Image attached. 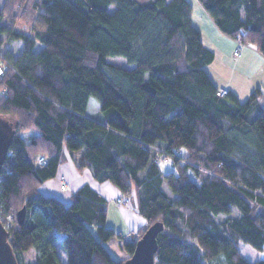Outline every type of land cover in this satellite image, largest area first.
<instances>
[{
  "label": "trees",
  "instance_id": "1",
  "mask_svg": "<svg viewBox=\"0 0 264 264\" xmlns=\"http://www.w3.org/2000/svg\"><path fill=\"white\" fill-rule=\"evenodd\" d=\"M198 1L221 32L264 55V0ZM193 9L190 0H4L0 48L22 41L16 53L0 50V115L16 129L0 174V218L18 261L33 247L32 264H122L161 222L155 264H264L240 250L241 241L264 250V92L244 101L219 94L205 68L216 55ZM115 55L133 67L109 62ZM150 145L171 153L170 170ZM64 146L80 152L79 170L135 193L148 226L127 232L135 236L121 245L128 257L104 244L125 234L106 226V199L90 185L70 204L41 192Z\"/></svg>",
  "mask_w": 264,
  "mask_h": 264
},
{
  "label": "rangeland",
  "instance_id": "2",
  "mask_svg": "<svg viewBox=\"0 0 264 264\" xmlns=\"http://www.w3.org/2000/svg\"><path fill=\"white\" fill-rule=\"evenodd\" d=\"M138 1L151 2L153 0ZM3 2L4 0H0V7L2 6ZM195 3L198 5L197 2ZM204 26L206 28V32L210 33L211 36H213L214 38V41L209 40L207 35L203 34L204 43L209 48H211L216 55L214 61L205 67L207 72L210 74L213 80L215 79L214 81L216 83L220 82L225 78L229 79L231 76H233L234 84L241 91L242 89H244L243 85L246 82V70H250L251 68L250 67L245 69L241 66V64L245 62L244 58L248 59V56L245 57V53H243L244 57H241L239 59L234 58L232 56V53L234 55L233 50H235V48L231 46L230 38L228 36H223V34H221L219 31L214 32V28L208 23H204ZM24 30L28 32L29 28L25 27ZM246 44L249 45L248 43ZM21 47L22 41L16 40L11 44L3 45L0 50L2 51V53H7L9 52V50H12L14 53H16L21 49ZM236 47L238 48L239 44ZM245 49L246 47L243 48L244 51ZM107 59L109 62H113L124 67H133V64L130 63L125 56H108ZM237 62H239V67L236 69L235 72H233L232 66H234V64L236 65ZM254 111L255 108H252V117L255 116ZM9 119L11 120L12 118ZM37 134V130H32L29 132H23L21 135L25 139V141H29L32 136ZM78 156L79 151H70L64 146L62 149L61 162L57 174L45 180L40 185V190L46 195L61 198L66 204H70L72 200L71 196L85 185H90L91 188L98 191L101 196L106 199V226L109 228H113L116 231H122L125 234L123 238L114 236L110 240H104V244L107 246L111 255L114 258L121 259L124 257H128V252L124 248H122L121 245L124 242L133 241L135 239V236L127 234V232L130 230H137L139 228H147L148 226L146 218L141 215L138 210L137 197L135 193L128 195L122 192L119 187L110 180L100 181L96 179L90 168L79 170L76 166V159ZM170 163H161L162 169L164 171L170 170L172 166L170 165ZM61 176L65 177L66 189L62 188V182L60 181ZM166 188L171 193L170 188L168 186H166ZM117 197L130 198V202L117 203L114 201V199H116ZM234 214H238L237 208H234ZM221 216L222 215H219V217ZM90 228L98 238H101V234L99 233L98 228L96 226L90 224ZM63 237L64 235L59 233L55 242L57 244L58 253L61 259L63 260V262H66L67 253L62 243ZM240 250L251 261L264 259V250L258 251L253 248L250 244L245 243L243 241L240 242ZM18 256L20 259V264H32L37 258V250L32 247L28 251L20 253ZM22 258L26 259L25 263L22 261Z\"/></svg>",
  "mask_w": 264,
  "mask_h": 264
},
{
  "label": "water",
  "instance_id": "3",
  "mask_svg": "<svg viewBox=\"0 0 264 264\" xmlns=\"http://www.w3.org/2000/svg\"><path fill=\"white\" fill-rule=\"evenodd\" d=\"M16 129L14 122L0 115V174L3 165L10 154ZM26 207L17 212L20 224L26 218ZM164 228V224L156 222L146 229L143 236L137 241L133 254L122 264H155V254L158 249V234ZM9 230L0 218V264H19L16 253L9 241Z\"/></svg>",
  "mask_w": 264,
  "mask_h": 264
},
{
  "label": "crops",
  "instance_id": "4",
  "mask_svg": "<svg viewBox=\"0 0 264 264\" xmlns=\"http://www.w3.org/2000/svg\"><path fill=\"white\" fill-rule=\"evenodd\" d=\"M190 2L193 4L194 7L193 23L202 31L203 34L207 35L209 40L214 41V38L213 36H211L210 33L206 32L204 23H208L210 26H212L214 28V32L219 31L221 34H223V36L225 37L227 36L223 32H221V30L216 26L210 15L207 13V11L203 8V6L200 4L198 0L197 1L190 0ZM195 2H197L198 5ZM229 38L231 40V46L236 49L237 48L236 46L239 44V41L231 37ZM245 47L246 49L245 51L242 49V54L240 57H235L232 53V56L236 59L244 57L243 53H245V57L248 56V59L244 58L245 62L241 64V66L245 69L251 67L250 70H246L247 71V73L245 74L246 82L243 85L244 89H242L241 91L239 90V88L234 84L233 76H231L229 79L225 78L218 83L214 81L216 85L219 84L217 85L219 88L227 87L229 90L234 91L242 101H244V99L246 100L257 88L261 89L264 92V55H262L258 50H256L250 44ZM238 67H239V62H237L236 65L234 64V66H232V71L235 72ZM261 106L263 105L262 104L259 105L258 108H261Z\"/></svg>",
  "mask_w": 264,
  "mask_h": 264
},
{
  "label": "built area",
  "instance_id": "5",
  "mask_svg": "<svg viewBox=\"0 0 264 264\" xmlns=\"http://www.w3.org/2000/svg\"><path fill=\"white\" fill-rule=\"evenodd\" d=\"M245 46H247L246 43L239 41V47L234 50L235 57L241 56L242 49ZM3 72H4V66L0 65V77L2 76ZM228 90L229 89L227 87H221L219 89V94L223 96L228 92ZM150 148L152 149L154 153V161L156 163L161 164V163H170V162L172 163L173 162V156L171 155L169 151H167V149L160 147V146H155V145H150ZM47 159H48L47 155H40L39 162L46 163ZM60 181L62 182V188L66 189L65 177L61 176ZM114 201L117 203H124V202L129 203L130 202L129 198H124V197H117L116 199H114Z\"/></svg>",
  "mask_w": 264,
  "mask_h": 264
}]
</instances>
